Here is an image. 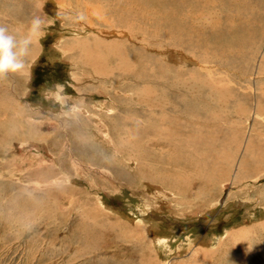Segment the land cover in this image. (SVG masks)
Returning <instances> with one entry per match:
<instances>
[{
	"label": "rangeland",
	"instance_id": "374dc122",
	"mask_svg": "<svg viewBox=\"0 0 264 264\" xmlns=\"http://www.w3.org/2000/svg\"><path fill=\"white\" fill-rule=\"evenodd\" d=\"M34 15L0 264H264V0H0Z\"/></svg>",
	"mask_w": 264,
	"mask_h": 264
},
{
	"label": "clouds",
	"instance_id": "9594fccd",
	"mask_svg": "<svg viewBox=\"0 0 264 264\" xmlns=\"http://www.w3.org/2000/svg\"><path fill=\"white\" fill-rule=\"evenodd\" d=\"M48 26L47 20L39 15L31 18L23 33L10 27L8 22L0 21V80L23 73L36 44V37L41 36ZM63 89V84L56 85L57 91Z\"/></svg>",
	"mask_w": 264,
	"mask_h": 264
},
{
	"label": "bare ground",
	"instance_id": "6f19581e",
	"mask_svg": "<svg viewBox=\"0 0 264 264\" xmlns=\"http://www.w3.org/2000/svg\"><path fill=\"white\" fill-rule=\"evenodd\" d=\"M198 19V18H197ZM196 19V20H197ZM215 23V22H214ZM212 24V23H211ZM214 25V24H213ZM219 25V24H218ZM9 110V109H8ZM4 111H6L5 109H4ZM10 111V110H9ZM11 112V111H10ZM7 113V112H6ZM14 122V121H13ZM13 122H11V123H13ZM17 122H19V121H17ZM17 122L15 121V125L13 124H11L12 126V128L10 129V133H7L8 135L6 136L8 139L11 137L12 139H17V138H23V139H25V136H23L24 134H22V133H18V129H17ZM5 130V129H4ZM21 132H23V131H21ZM21 134V135H20ZM31 134V133H30ZM4 136V135H3ZM31 136V135H30ZM1 138H3V137H1ZM6 139V138H5ZM4 139V140H5ZM174 139V138H173ZM171 140V139H170ZM3 142V141H2ZM173 143V142H172ZM176 143V142H175ZM169 144V143H168ZM8 145V144H7ZM170 147H171V144H170ZM214 158H216V157H214ZM216 162V161H215ZM196 167V166H195ZM212 171H213V169H212ZM205 173V172H204ZM207 177V176H206ZM211 177V176H210ZM212 178V177H211ZM213 183V181L210 183V184H212ZM215 183V182H214ZM208 184V183H207ZM207 184H206V186H207ZM209 184V185H210ZM137 250V249H136Z\"/></svg>",
	"mask_w": 264,
	"mask_h": 264
}]
</instances>
